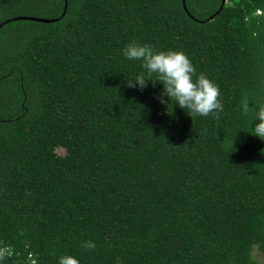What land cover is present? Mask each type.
<instances>
[{"label":"trees","instance_id":"1","mask_svg":"<svg viewBox=\"0 0 264 264\" xmlns=\"http://www.w3.org/2000/svg\"><path fill=\"white\" fill-rule=\"evenodd\" d=\"M19 18L0 28V264H258L264 141L240 102L264 100V0H0V25ZM131 41L184 52L222 111L128 86Z\"/></svg>","mask_w":264,"mask_h":264},{"label":"clouds","instance_id":"2","mask_svg":"<svg viewBox=\"0 0 264 264\" xmlns=\"http://www.w3.org/2000/svg\"><path fill=\"white\" fill-rule=\"evenodd\" d=\"M122 55L128 60L140 61L143 69L126 82L128 86L143 89L148 82H158L162 86L157 97L159 102L166 106L172 103L187 110L189 116L217 115L222 111L218 86L206 75H197L184 52L154 51L147 44L131 41L122 49ZM240 109L248 120V133L264 141V100L253 103L245 97L240 102ZM253 122L254 126L250 127ZM83 246L91 249L95 243L86 241ZM58 264H79V260L73 255H62L58 257Z\"/></svg>","mask_w":264,"mask_h":264},{"label":"rangeland","instance_id":"3","mask_svg":"<svg viewBox=\"0 0 264 264\" xmlns=\"http://www.w3.org/2000/svg\"><path fill=\"white\" fill-rule=\"evenodd\" d=\"M59 155H63V151H59ZM254 258L258 262V264H264V256L257 251L254 252Z\"/></svg>","mask_w":264,"mask_h":264},{"label":"water","instance_id":"4","mask_svg":"<svg viewBox=\"0 0 264 264\" xmlns=\"http://www.w3.org/2000/svg\"><path fill=\"white\" fill-rule=\"evenodd\" d=\"M225 3H226V0H222V5H224ZM21 19L22 18L6 21V22H4L3 24L0 25V28L5 26L6 24H8L10 22H13V21H16V20H21ZM28 20L34 21V22H46V21L38 20V19H28Z\"/></svg>","mask_w":264,"mask_h":264}]
</instances>
